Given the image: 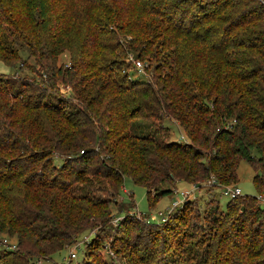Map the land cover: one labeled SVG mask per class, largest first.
Instances as JSON below:
<instances>
[{"label": "trees", "instance_id": "obj_1", "mask_svg": "<svg viewBox=\"0 0 264 264\" xmlns=\"http://www.w3.org/2000/svg\"><path fill=\"white\" fill-rule=\"evenodd\" d=\"M20 46L38 79L0 73V237L16 243L0 264L51 259L94 230L96 251L126 177L153 205L179 182L207 195L237 182L246 161L264 195V0H0V61L14 67ZM132 59L149 78L131 77ZM258 196L209 197L203 213L187 198L146 224L151 238L125 214L111 249L129 264H264Z\"/></svg>", "mask_w": 264, "mask_h": 264}, {"label": "rangeland", "instance_id": "obj_2", "mask_svg": "<svg viewBox=\"0 0 264 264\" xmlns=\"http://www.w3.org/2000/svg\"><path fill=\"white\" fill-rule=\"evenodd\" d=\"M18 55L20 60L14 63V67L7 66L2 61H0V73L14 74V75L21 74L28 76L30 78L38 79L37 76L28 68V67L36 68L34 64V60L33 58H31L28 49L25 46H20L18 48ZM67 60H68V54L62 53L59 62L66 63ZM133 61L135 62L136 59H132V62ZM139 61L142 63L143 70L139 72L137 71L136 68L132 67L130 69L131 77L133 79L146 80L153 72V65L148 67V62H145L143 60H139ZM38 68L39 67H37V69ZM63 90L65 95H69V92L71 91L68 86L64 87ZM165 125H167L170 128L172 141L179 143L184 142L186 138L182 130L175 123H172L171 121H166ZM54 161L56 163L59 162L58 159H55ZM253 175L254 172L250 167V165L246 161H241L237 169V182L234 181L230 184H224V185H237V187L240 188L243 195L258 196L259 193L255 189L253 184ZM179 183L177 184V188H176L177 191L175 190L174 193H172V195L163 196L159 200H157L153 205H149L145 188L138 184H135L130 178L126 177L124 179V183L117 197V205L115 206L112 205L111 207L112 212L115 215L114 217H121L119 219V221H121L124 215L126 214L127 216H131L136 221H140L139 222L140 224L144 223L143 226H147L146 229L144 230L146 231V237L151 238V236H154V234L156 233L155 232L156 229L153 227L150 228L146 224L147 223L159 224L161 222V219L167 216L168 214L167 207L171 204L173 199L179 197L178 193L181 190L190 189L195 182H190V183L181 182V184ZM209 197H215L218 200V204L221 209H225V206L230 199L221 192V189L219 187H214L209 195H207L205 187H201L198 197L193 198L197 202L195 205H197L200 213H203V210L205 209L206 200H208ZM120 209L122 211H120ZM118 223L114 224L111 222L110 224L113 227H116L118 226ZM113 227L110 230L109 229L106 230L105 234L101 233V237L99 238L100 243L96 251L94 248H89L90 247L89 244L91 243V238H92L91 235H93V233L96 231L94 230V231L86 232L78 238L77 241L84 243L78 249H76L75 251L76 258L71 259L69 263H68L69 251L73 247L74 243L70 245L68 248H65L60 252L55 253L51 257V259L37 261L34 264H56V263L129 264V257L126 255L125 251L115 252L113 249H111V242H114L113 237H116L115 236L116 230ZM183 227L184 225L181 222L175 227V229L172 232H170L171 235H176V237H180L181 235L184 234V230H188V227L186 228ZM124 229L125 230L128 229V226L124 227ZM147 230L150 232L149 235ZM139 231L140 230L136 228V230L133 231L132 236ZM122 234L123 236H126L125 232L123 233L119 232L117 235H122ZM2 242H5L7 244L15 243V240L14 238H10L5 235H2L0 237V250L6 249V244H3ZM85 249H86V253H84ZM88 249H91V251H93V253H96L97 256H93V255L90 256L88 254ZM120 249L122 248L120 247ZM159 249L160 247H158V253L156 255L157 258H159L160 255H162L159 254L160 253ZM174 251H175L174 247H168L165 253L169 254V253H173ZM133 258H135V256H133ZM135 259L138 260L137 258Z\"/></svg>", "mask_w": 264, "mask_h": 264}, {"label": "built area", "instance_id": "obj_3", "mask_svg": "<svg viewBox=\"0 0 264 264\" xmlns=\"http://www.w3.org/2000/svg\"><path fill=\"white\" fill-rule=\"evenodd\" d=\"M133 67L136 68L137 71H139V72L143 70L142 63L140 61H138V60H136L135 62L133 61ZM215 184H217V183L215 181V178L212 175L204 183V185H206V186H214ZM219 187L221 189V192L225 196H227L229 198H233L235 196H238V195H241L242 194L240 188H238L237 185H220ZM200 188H201V186L195 183V184H193L191 186L190 189H188V190H181L178 193L179 197L173 199V201L171 202V204L167 207L168 214L171 213L174 209H176L178 207H181V205L186 201L187 198H194L196 196V194H199L200 193ZM258 199L261 202V204L264 205V196L259 195L258 196ZM120 218L121 217H114L111 220V222L114 223V224H117ZM166 218H167V216L163 217L161 219V222L165 221ZM2 243L3 244H6V247L9 248V249H11V250H14L16 248V243H8V244L5 243V242H2ZM83 243L84 242H79V241H77L76 243H74L73 247L69 251V260H68V263H69V261H71V259L76 258L75 251ZM56 264H67V263H56Z\"/></svg>", "mask_w": 264, "mask_h": 264}, {"label": "crops", "instance_id": "obj_4", "mask_svg": "<svg viewBox=\"0 0 264 264\" xmlns=\"http://www.w3.org/2000/svg\"><path fill=\"white\" fill-rule=\"evenodd\" d=\"M179 184H181V182Z\"/></svg>", "mask_w": 264, "mask_h": 264}]
</instances>
